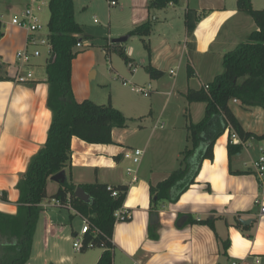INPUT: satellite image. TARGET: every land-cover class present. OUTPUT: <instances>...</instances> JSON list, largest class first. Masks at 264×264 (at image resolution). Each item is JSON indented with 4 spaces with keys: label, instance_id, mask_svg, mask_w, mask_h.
I'll return each mask as SVG.
<instances>
[{
    "label": "crops",
    "instance_id": "crops-1",
    "mask_svg": "<svg viewBox=\"0 0 264 264\" xmlns=\"http://www.w3.org/2000/svg\"><path fill=\"white\" fill-rule=\"evenodd\" d=\"M186 1L188 4L189 0ZM24 2L26 7L34 9L35 14L43 4L40 2L35 5L37 0ZM116 2L118 3V0ZM192 2V6L186 4L184 7L181 44H174L172 49L170 40H163L161 50L156 51L157 54L164 55L160 61L156 54H152L148 44L149 65L157 69L167 70V66L172 62H177V66L181 68L186 59V74L185 78L183 76L181 79L182 89L180 95L175 97L179 103L184 102V130L187 117L193 122L194 114L197 116L205 109L204 102L189 103L184 96L186 90L199 89L211 82L222 71L223 54L245 41L248 34L256 28L252 17L237 9L236 0ZM251 3L255 9H264V0H251ZM173 4L169 3L167 6ZM5 7L9 10L13 8V3L9 1ZM5 7L0 9L3 28L0 37V211L15 214L17 182L25 172L30 158L46 140L51 112L46 106V63L23 65L22 72L30 70L33 74L27 82L18 83L13 78L19 66L15 57L16 51L26 47L29 50V47L34 45L27 44L28 34L11 24V19L3 22L2 12L6 10ZM188 12L194 21L191 34H188L186 27ZM142 18L143 16H140L134 22H139ZM155 20H159V16L156 15ZM164 20L167 22V17L161 21ZM107 37V42H112V36ZM126 40L120 42L124 51ZM48 50L49 46L46 44V62L51 56ZM108 54L110 53L106 55ZM128 58V63L132 64L133 59ZM76 61L74 58L71 63V87L74 97L77 101H92L96 96L92 85L97 75V71L93 70L94 63L86 70L85 65H75ZM77 68H84L85 73L90 72L93 79H82L81 82ZM177 79L179 80L176 77L173 79L172 86L177 83ZM149 82L153 83L150 80ZM132 84L149 88L151 95L159 93L158 88H153L149 83L147 86ZM151 98L153 99V96ZM108 101L112 104L110 96ZM230 108L245 130L256 135L264 132L262 107H244L237 99H232ZM230 132L231 130L227 129L216 138L213 158L202 160L195 182L178 200L172 203L161 202L153 213L150 210V185L167 177L179 166L181 149L172 143L166 157L155 161L148 149L153 131L146 142L144 141L143 147L125 144V139L115 128L112 129L113 142L110 144H93L78 137L71 138L70 162L63 170L65 178L70 176L76 185L101 182L127 186L122 208L128 212V218L115 221L112 264H264V214L260 213L261 206H264V187L259 184L252 167V161L259 153L261 140L250 137L241 144L239 152L229 157L227 144ZM185 143L187 144L186 130ZM134 147L142 149L143 153L140 162L135 166L136 180L132 181L131 176L126 173V168L128 177L125 176L121 165L125 161L122 152ZM126 162L125 167L130 165L129 161ZM50 185H53V191L49 190ZM57 187L58 182L50 178L46 185L47 194H53ZM51 200L46 198L40 206L49 204ZM66 208L71 209L74 215H79L71 206ZM204 219L211 220L212 225L198 222ZM242 220H245V223H242ZM150 224L156 225L157 239L148 237ZM79 231L80 229L73 230L72 234L76 232L75 236H79ZM225 241L227 245L224 247ZM98 249L92 264H95L100 256L102 249Z\"/></svg>",
    "mask_w": 264,
    "mask_h": 264
},
{
    "label": "trees",
    "instance_id": "trees-1",
    "mask_svg": "<svg viewBox=\"0 0 264 264\" xmlns=\"http://www.w3.org/2000/svg\"><path fill=\"white\" fill-rule=\"evenodd\" d=\"M177 1L153 0L152 5L160 9ZM47 7V42L53 59L50 62L48 59L45 65L46 106L51 112V121L44 144L30 158L25 172L17 182L16 213L0 211V264H25L28 261L35 221L41 210L40 204L46 198L59 199L63 204L68 200L82 218L95 226L97 233L88 231L83 235L84 245L81 251L88 249L85 245L90 241V248L102 249L95 264H112L115 224L113 214L123 205L127 186L112 185L118 192L116 196H112L106 183L76 185L70 176L59 180L56 191L51 195L47 194L46 185L52 176L68 166L72 137H78L87 143L110 144L113 142L112 129L126 126L128 118L109 101L107 104H97L89 99H75L71 87V63L80 52L76 44L89 36L84 34L82 26L75 19L73 0H48ZM236 7L252 17L256 28L248 34L245 41L223 54L222 71L207 84L206 89L204 86L199 89L188 88L184 93L189 103H205L204 114L198 122H192L186 116L187 144L180 151L179 166L167 177L150 185L152 213L161 202H176L195 182L202 160L213 158L214 142L227 129L236 132L243 141L252 136L264 141V132L256 135L245 130L230 108V101L237 99L244 107L259 106L264 109V9L253 8L251 0H236ZM186 27L188 34H191L194 21L189 12L186 15ZM151 29V24L147 21L135 26L127 35L148 36ZM146 46L149 54L148 44ZM103 49L106 54L117 52L128 63L129 58L121 43L107 42ZM146 72L152 79L163 74L152 65L146 67ZM241 148V144L231 142L229 134L228 156L239 152ZM77 186L82 187L89 195L88 202L74 195ZM198 222L212 225L208 219ZM148 237L157 239L155 224L149 225ZM223 245L225 247L227 242H223Z\"/></svg>",
    "mask_w": 264,
    "mask_h": 264
},
{
    "label": "rangeland",
    "instance_id": "rangeland-1",
    "mask_svg": "<svg viewBox=\"0 0 264 264\" xmlns=\"http://www.w3.org/2000/svg\"><path fill=\"white\" fill-rule=\"evenodd\" d=\"M9 1L13 3V8L7 10L5 6ZM47 1L37 0L35 3V5L43 3L36 11L38 23L41 25L37 37L46 42L49 17ZM192 1L189 0L187 4L186 0H179L173 6L158 9L153 7L151 0L145 2L143 0H118L116 5H111L110 0H73L76 20L82 26L84 34L89 36L82 39V46L78 48L80 52L75 57L77 59L75 65L76 63L79 66L85 65L87 70V67L94 63L93 70L97 71L92 81L93 92L96 95L92 101L97 104H107L110 96L112 106L128 117L126 126L114 127L125 139V144H137L143 147L144 141L146 142L153 131L148 149L155 161L166 157L171 150L172 143L181 150L186 144L183 128L186 120L183 116L184 102L179 103V100L175 99L182 89L181 79L183 76L185 78L186 59L181 68L177 66V62H172L167 66V70L158 68L163 72L162 77L151 80L146 73V67L149 65L146 44H149L152 54H156L158 61L164 57L163 53H156L161 50L163 40H170L172 49L174 44H181L185 17L184 7L186 4L192 6ZM2 7L6 9L2 12V20L5 22L13 16H19L25 9L26 2L24 0H0V9H3ZM156 15L159 16V20H155ZM140 16H143V20L134 22ZM164 17H167V22L161 21ZM147 21L152 27L148 36L131 34L124 42L125 53L133 59L132 64L126 63L117 52L112 51L106 55L103 47L107 43V36L116 38L127 35L135 26ZM34 49H39L41 55L30 58L29 63L45 64L46 44L29 47L30 52ZM133 68H136L135 72H131ZM77 69L81 82L82 79H93L90 72L85 73L84 68L83 70ZM93 70L91 69L92 72ZM175 77L179 80L177 79V83L172 86ZM122 81L145 86L149 83L153 88L157 87L159 93L154 95L150 93L145 96L131 91L128 86H123ZM203 111L197 116L194 114L193 122H198L202 118ZM126 161L128 160L125 159L121 168L128 177L125 173ZM49 190L53 191V185L49 186ZM81 226V217L74 215L71 209L56 206L51 202L43 204L35 221L30 258L26 264H92L99 251L98 248H89L86 252H81L72 247L76 238L72 231L79 230Z\"/></svg>",
    "mask_w": 264,
    "mask_h": 264
},
{
    "label": "built area",
    "instance_id": "built-area-1",
    "mask_svg": "<svg viewBox=\"0 0 264 264\" xmlns=\"http://www.w3.org/2000/svg\"><path fill=\"white\" fill-rule=\"evenodd\" d=\"M116 0H110L111 5H116ZM95 21V19H94ZM11 24L17 26L26 31L28 34L27 44L37 46L38 44H47L49 46L48 54L51 53L50 45L46 40L39 39L35 37V34L41 29V25L38 23V18L34 12L32 7H26L19 16H13L10 20ZM81 42L76 44V47H80ZM40 55V51L38 49H34L30 52L27 47L17 50L15 53L16 60L19 63V66L16 70V73L13 75V78L18 83H24L30 80L33 77L32 71L25 70L22 72V66L27 65L30 62V58L37 57ZM136 68H133L132 71H135ZM172 73V71H171ZM122 84L128 86L131 91L143 94L145 96L150 94L149 88H145L143 86H137L128 81H122ZM204 88H207V84L204 85ZM236 101V99H234ZM230 140L231 142L244 144L245 141L241 140L236 132H230ZM259 153L258 156L253 159L252 167L257 176L258 182L261 186L264 187V141H261V144L258 148ZM143 150L140 148H127L122 152L123 159H127L130 162V165L126 167V173L131 176V180H136V169L135 166L140 162V158L142 156ZM107 189L111 191L112 196H116L118 194L117 190L112 187V185H108ZM51 203L60 206V207H70V204L67 200L66 203H61L59 199L53 198ZM260 213L264 214V206H261ZM115 221L126 220L128 218V212L122 208V206L114 211L113 214ZM90 231L91 233H97L98 229L95 226H91L90 222L87 219L82 218V226L79 231V236H75V240L72 243V246L76 250H81L83 247V235ZM87 248L92 247V242H87L85 245ZM232 264H238L237 262H232Z\"/></svg>",
    "mask_w": 264,
    "mask_h": 264
},
{
    "label": "water",
    "instance_id": "water-1",
    "mask_svg": "<svg viewBox=\"0 0 264 264\" xmlns=\"http://www.w3.org/2000/svg\"><path fill=\"white\" fill-rule=\"evenodd\" d=\"M128 35H124V36H120V37H117V38H113L111 41L113 43H120V42H123L127 39ZM53 59V54L49 57V62L52 61ZM52 180L58 182L59 180H63L65 179V176H64V172H60L54 176L51 177ZM74 195L81 199L82 201L84 202H88L90 200V197L89 195L84 191V189L80 186H77L74 190ZM156 217V216H155ZM242 223H245V220L243 221L242 220Z\"/></svg>",
    "mask_w": 264,
    "mask_h": 264
}]
</instances>
